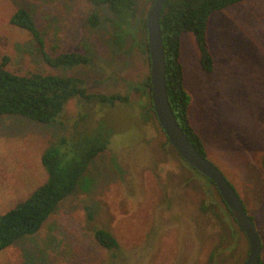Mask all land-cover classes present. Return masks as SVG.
Returning a JSON list of instances; mask_svg holds the SVG:
<instances>
[{"label":"rangeland","instance_id":"obj_1","mask_svg":"<svg viewBox=\"0 0 264 264\" xmlns=\"http://www.w3.org/2000/svg\"><path fill=\"white\" fill-rule=\"evenodd\" d=\"M151 0H136L129 23L118 27L106 6L86 0H0V58L17 74L79 78L91 104L71 100L54 121L41 124L0 116V215L46 180L40 158L77 123L110 135L76 189L41 229L0 252V264H242L248 243L216 189L172 149L141 84L149 78L144 24ZM26 9L51 54L78 51L85 66L43 63L31 36L10 24ZM96 12V28L87 24ZM208 44L215 69L205 74L195 38L180 41L189 117L207 160L254 219L264 263V0H246L211 15ZM138 88L135 90L134 88ZM127 96V103L98 97ZM83 117V121L78 120ZM81 119V118H80ZM62 136V137H63ZM85 206L93 220H87ZM110 233L118 249L97 245L93 229Z\"/></svg>","mask_w":264,"mask_h":264},{"label":"trees","instance_id":"obj_2","mask_svg":"<svg viewBox=\"0 0 264 264\" xmlns=\"http://www.w3.org/2000/svg\"><path fill=\"white\" fill-rule=\"evenodd\" d=\"M86 1L95 7L106 6L118 27L129 23L136 6V0ZM153 1L151 0V4ZM243 1L246 0H166L160 14L168 101L184 134L199 154L206 159L205 143L192 126L189 117L190 96L184 88V73L179 61L181 36L185 33L194 36L199 52L200 68L205 74H211L215 69V60L208 44L209 19L212 14ZM99 22L100 18L96 12L91 13L87 19L90 28H96ZM10 24L31 36L36 53L48 67L77 68L90 62L85 54L78 51L56 54L47 52L41 32L30 13L24 8H18L13 13ZM144 36V46L148 56L145 24ZM7 63V57L0 58V116H19L47 124L63 113L69 101L76 100L78 104H91L97 98L87 94L84 83L79 78L40 72L17 74L6 69ZM141 88L147 91L150 97L149 78L141 84ZM98 99L101 103L111 106L128 101L127 96L119 94L98 97ZM150 105L153 111L151 98ZM80 118L78 119L80 121L85 119ZM62 136L56 137V141L51 142L41 155L40 162L46 174L45 182L26 200L0 215V252L21 238L35 235L41 229L61 202L74 192L90 162L107 148L110 139V135L104 130L97 131L94 127L79 130L77 123L72 125L68 134ZM205 179L215 188L211 181ZM85 211L87 220L91 222L93 220L91 208L85 206ZM228 212L230 213L229 210ZM251 219L254 221L252 217ZM93 237L97 245L105 250L118 249L115 238L105 230L94 228ZM260 264L264 263L260 260Z\"/></svg>","mask_w":264,"mask_h":264},{"label":"water","instance_id":"obj_3","mask_svg":"<svg viewBox=\"0 0 264 264\" xmlns=\"http://www.w3.org/2000/svg\"><path fill=\"white\" fill-rule=\"evenodd\" d=\"M165 1H153L147 11L145 24L150 62V98L154 114L168 143L184 162L214 184L237 227L244 234L248 243V254L242 264H260L261 240L256 231L254 221L245 212L237 193L221 171L206 158L202 157L190 143L177 123L170 107L166 93L165 56L160 29V14Z\"/></svg>","mask_w":264,"mask_h":264},{"label":"flooded vegetation","instance_id":"obj_4","mask_svg":"<svg viewBox=\"0 0 264 264\" xmlns=\"http://www.w3.org/2000/svg\"><path fill=\"white\" fill-rule=\"evenodd\" d=\"M172 147V146H171ZM173 149V148H172ZM174 150V149H173ZM175 151V150H174ZM176 152V151H175ZM186 163V162H185ZM187 164V163H186ZM188 165V164H187ZM189 166V165H188ZM190 167V166H189ZM191 168V167H190ZM193 171L197 172L196 170H194L193 168H191ZM198 173V172H197ZM200 174V173H198ZM201 175V174H200Z\"/></svg>","mask_w":264,"mask_h":264}]
</instances>
